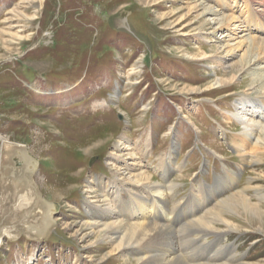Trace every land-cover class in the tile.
<instances>
[{
	"label": "rangeland",
	"instance_id": "1",
	"mask_svg": "<svg viewBox=\"0 0 264 264\" xmlns=\"http://www.w3.org/2000/svg\"><path fill=\"white\" fill-rule=\"evenodd\" d=\"M225 15L236 19L224 26ZM249 35L260 39L251 52L242 41ZM263 37L264 0H0V157L3 141L25 146L37 162L40 196L56 204L48 232H15L18 198L0 189V227L8 229L0 264H135L104 243L98 228L83 226L93 220L85 210L89 184L100 194L111 180L127 183L117 173L131 181L125 167L133 156H117L127 151L160 182L157 157L172 153L178 170L168 180L178 185L168 205L180 201V213L199 208L211 188L206 206L249 181L260 190L245 195L264 209L257 197L264 194V163L237 155L231 138L242 127L229 117L240 99L249 109L260 103L264 113L252 74L257 67L264 73ZM262 134L254 132L264 146ZM223 165L238 182L214 191ZM234 218L240 229L227 242L235 246V263L264 264V216L252 224Z\"/></svg>",
	"mask_w": 264,
	"mask_h": 264
},
{
	"label": "bare ground",
	"instance_id": "2",
	"mask_svg": "<svg viewBox=\"0 0 264 264\" xmlns=\"http://www.w3.org/2000/svg\"><path fill=\"white\" fill-rule=\"evenodd\" d=\"M207 11L215 12L211 8ZM245 12L247 13L246 16L251 17V9ZM235 19L234 16L228 15L224 18L222 25L226 26ZM237 26L240 25H235V28ZM224 36L227 34L225 33L222 37ZM244 40H246L244 45H248L247 51H250L249 46L254 47L260 42L256 35H249V40L243 38L242 41ZM255 55L252 53L248 57L249 68L255 64L253 63L256 58ZM206 57L202 58L205 59ZM260 68H252V74L255 76L254 81L258 83L260 80L259 94L257 95L264 98V73L254 71ZM221 81L218 79L214 84L220 86ZM196 89L192 88L191 90L195 91ZM259 104L252 103L251 109H249L247 108L248 103L244 99H240L236 102L235 112L229 113V117L236 120L242 127V130L231 138L232 148L242 161L256 166L264 163V146L261 143V137L256 138L254 136L256 129H260L264 134V123L259 120L261 116L264 117V113ZM248 112L258 116L259 121L250 119ZM252 138H255V141L252 142V148L249 151L247 143H251ZM121 143L125 150L131 148L128 138H123ZM1 151L0 189L2 193L11 192L18 198L14 208L20 213L21 220H18L15 232L22 229L29 234L40 236L49 227L56 224L53 220L56 204L43 199L35 186L33 172L36 169V159L28 153L25 146L12 145L7 141L2 142ZM132 153L127 151L117 155L122 156L123 160L133 156V161L125 167L131 176V181L117 173L120 179L127 182L126 184L118 185L116 181L111 180L109 187H104L100 194L94 193L95 190L90 184L86 187V193L90 195L87 197L92 199L86 200L85 210L90 219L93 220L85 221L83 226L89 230L92 229V232L98 228L102 232L101 237L104 243L114 244V250L135 264H236L235 246L233 243L227 242L228 235L240 229L234 222V216L243 217L249 224L263 220L264 209L258 202H252L244 193L247 189L258 191L260 187L250 186L251 182L249 181V184L244 188L235 190L229 196L216 201L214 205L206 206V201H210L209 198L212 197L211 188L209 189L210 192L208 191V197H204L199 208H191L185 215L180 211L178 212L177 208L180 201L174 200L171 207L168 205V199L175 196L178 185V183L168 180L169 174L173 170H178V165H174L172 153L167 152L164 156L157 157L156 166L163 182L153 181L151 175L142 168L143 165L137 160L138 157ZM126 154L129 155L125 156ZM222 169L225 177H218L214 191L220 192L229 186L234 187L238 182L236 172L229 170L226 165H223ZM201 189L204 192V188ZM123 192L127 197L123 195ZM257 197L262 199L264 194H257ZM198 210L202 211L199 216L195 214ZM238 210H241L240 215ZM162 217L164 218L162 219ZM6 231L8 229L3 228V226L0 227V240ZM16 235L17 233H14L12 237ZM76 235H79V231H76ZM85 236L83 234L77 238L84 242ZM88 245L91 244L88 243L86 246ZM103 259H99V261Z\"/></svg>",
	"mask_w": 264,
	"mask_h": 264
}]
</instances>
